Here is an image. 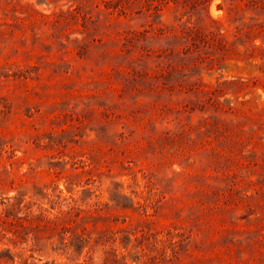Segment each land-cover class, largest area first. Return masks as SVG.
Here are the masks:
<instances>
[{
	"label": "rangeland",
	"instance_id": "1",
	"mask_svg": "<svg viewBox=\"0 0 264 264\" xmlns=\"http://www.w3.org/2000/svg\"><path fill=\"white\" fill-rule=\"evenodd\" d=\"M263 84L264 0H0V264H264Z\"/></svg>",
	"mask_w": 264,
	"mask_h": 264
},
{
	"label": "trees",
	"instance_id": "2",
	"mask_svg": "<svg viewBox=\"0 0 264 264\" xmlns=\"http://www.w3.org/2000/svg\"><path fill=\"white\" fill-rule=\"evenodd\" d=\"M232 7V6H231ZM234 8L235 7H232L231 9H230V13L234 10ZM188 32V31H187ZM249 81H238V80H236V81H231V85H233L234 87H235V92L236 93H239L240 92V90L242 89V87H247V86H250L249 84H250V82L248 83ZM253 85L254 86H256L257 85V81H253ZM263 87H264V84H263ZM216 94V93H215ZM210 99V101H211V103L212 104H214L215 106H216V108L217 109H219V110H221V106L220 105H217V103L215 104L214 103V100H213V97H211V98H209ZM223 108V107H222ZM231 111H232V113H235V114H241V115H243L244 117H246L244 114H242V113H240L239 111H234L232 108H231ZM240 115V116H241Z\"/></svg>",
	"mask_w": 264,
	"mask_h": 264
},
{
	"label": "bare ground",
	"instance_id": "3",
	"mask_svg": "<svg viewBox=\"0 0 264 264\" xmlns=\"http://www.w3.org/2000/svg\"><path fill=\"white\" fill-rule=\"evenodd\" d=\"M212 10H213V11L215 10V5H212Z\"/></svg>",
	"mask_w": 264,
	"mask_h": 264
}]
</instances>
